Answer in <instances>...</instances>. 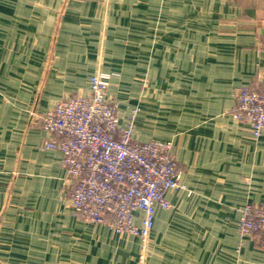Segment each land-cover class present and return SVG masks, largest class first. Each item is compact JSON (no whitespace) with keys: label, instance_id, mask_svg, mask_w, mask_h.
Masks as SVG:
<instances>
[{"label":"crops","instance_id":"crops-1","mask_svg":"<svg viewBox=\"0 0 264 264\" xmlns=\"http://www.w3.org/2000/svg\"><path fill=\"white\" fill-rule=\"evenodd\" d=\"M167 1L0 0V264H138L139 240L74 215L62 156L45 149L52 137L33 117L88 94L103 21L109 40L128 46L106 53L101 67L122 77L108 91L121 124L136 106L155 111L171 95L172 111H160L164 135L148 125L135 136L173 142L188 188L167 194L172 209L156 208L146 264H264L256 239L238 233L244 206H264V135L255 139L232 112L242 87L264 91V0ZM157 13L166 15L160 53ZM122 28L143 43L113 39ZM152 59L167 63L142 107L122 86Z\"/></svg>","mask_w":264,"mask_h":264},{"label":"built area","instance_id":"built-area-1","mask_svg":"<svg viewBox=\"0 0 264 264\" xmlns=\"http://www.w3.org/2000/svg\"><path fill=\"white\" fill-rule=\"evenodd\" d=\"M110 78L92 76L87 95L62 99L34 119L52 137L45 149L62 156L74 215L139 240L138 264H146L156 208L172 209L167 194L188 188L173 142L136 138L141 107L121 124L117 104L107 96ZM232 112L255 139L264 135V91L242 87ZM238 233L255 238L264 257V206H244Z\"/></svg>","mask_w":264,"mask_h":264},{"label":"rangeland","instance_id":"rangeland-1","mask_svg":"<svg viewBox=\"0 0 264 264\" xmlns=\"http://www.w3.org/2000/svg\"><path fill=\"white\" fill-rule=\"evenodd\" d=\"M151 2L154 4V5H157L159 7L157 8H160L161 4H162V0H151ZM164 3V2H163ZM168 5L169 6H174V4L176 3V0L174 1H167ZM185 5H190L188 3H185ZM159 10V9H158ZM63 11L64 9L61 10V16L63 15ZM109 15H107L108 17ZM166 16V15H165ZM165 16H162L160 15L159 13L157 14H153V18L151 19V22H152V25H153V29H152V46L154 48V52H158L160 53V49L156 47L157 43L159 42L160 40V36H161V23H164L166 20H164ZM171 16H174L173 14L172 15H169L167 16L166 19H169L171 20ZM62 18V17H61ZM103 24L105 25L104 21L101 22V29L100 31H98V34H97V37L99 38V46L100 49H99V60L96 61V65H97V71L95 73L96 74H108V75H111V78H110V85L107 89V96L108 98H110L111 100L115 101L113 96L115 94V92H111V95L108 93L109 91V88L111 86V84L113 83V87H118L119 85V80L121 81L122 77H119L121 75H119V72H109V71H106V70H103L101 67L103 65H105V54H109V52H116L117 50H125L127 51V47L128 46H122L121 47H117L113 41H110L109 40V32L111 31L110 28H108L109 26L107 27H103ZM107 25H111L109 24V22H107ZM61 32V30H56V33H55V40L58 41L60 36H59V33ZM130 33L131 30L129 29H125V28H122V29H118L116 30L115 32H113V39H116L117 38H122L124 39V43L125 44H128L129 41H135L138 42V43H143V40H138V39H131L130 37ZM136 34H144L142 30H137L135 32ZM151 46V48H152ZM140 48H142V46H140ZM142 51V49H140ZM99 61V62H98ZM167 62H164V61H161V60H156V59H152L151 62H139L138 65H136V75L134 77H132L130 74L128 75V77L125 78V80L129 83H126L124 86H122V88L126 91H130V94L127 95V93L124 94V96L126 98H129V97H135L137 102L140 103L142 105V107L144 106L145 104V101L146 99H149L151 97V95H153L152 91L154 89H158V86H159V78H156V73H159L160 69L164 68L165 64ZM128 66H132V65H128ZM171 68H174V66L172 65V63L170 64ZM127 76V75H126ZM131 76V77H129ZM114 79H118L117 82H113ZM159 90V89H158ZM157 93V98L159 99V94L158 92L156 91ZM151 94V95H150ZM164 98V102H161L160 103L158 102V105L157 108L155 109V111H149V110H145L144 108H142V114L141 115V119H142V124L141 126L137 127V133L140 132L141 134H144V133H148V125H150L152 127L151 130H154V135L155 136H163L164 133L161 131V127L159 125L160 123V119L159 117H161V112H170L172 110H170L169 108L171 107V104H167V99L168 98L169 100L171 99V95L168 94V96H163ZM127 100V99H126ZM125 100V101H126ZM149 101V100H148ZM153 101V100H152ZM116 104H117V101H115ZM127 105V103H126ZM234 107V105H233ZM134 109V108H133ZM129 112V114L132 112V110ZM233 109V108H232ZM161 111V112H160ZM176 113V111H174ZM42 115V114H41ZM39 117L40 115H34L33 114V117ZM139 117V116H138ZM138 119V118H137ZM170 119L172 120H176L174 118V116L170 117ZM177 128H182L181 126H178ZM67 196H68V193H67ZM149 251V250H148ZM139 253H140V250H139ZM147 261H148V253H147ZM146 261V263H147Z\"/></svg>","mask_w":264,"mask_h":264}]
</instances>
